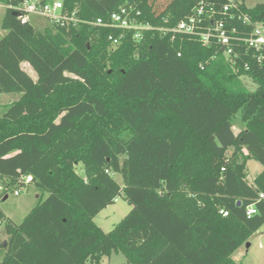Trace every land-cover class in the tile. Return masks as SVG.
Returning <instances> with one entry per match:
<instances>
[{"label":"trees","instance_id":"obj_1","mask_svg":"<svg viewBox=\"0 0 264 264\" xmlns=\"http://www.w3.org/2000/svg\"><path fill=\"white\" fill-rule=\"evenodd\" d=\"M17 1L0 0V94L19 96L0 117L1 197L21 175L47 197L18 225L0 210V264H103L112 254L126 264L231 262L264 225V59L244 58L249 70L238 60L236 72L222 49L156 30L225 0H62L82 23L42 31L13 15ZM130 6L154 28L139 41L87 23ZM241 10L264 24V4ZM109 36L121 37L115 49ZM238 112L245 129L235 134ZM248 159L262 166L252 185ZM120 196L131 209L104 233L93 220Z\"/></svg>","mask_w":264,"mask_h":264},{"label":"built area","instance_id":"obj_2","mask_svg":"<svg viewBox=\"0 0 264 264\" xmlns=\"http://www.w3.org/2000/svg\"><path fill=\"white\" fill-rule=\"evenodd\" d=\"M213 3L201 1L191 15L171 28H157V32L170 35V40L175 37H187L197 40L203 47H217L222 49L223 57L237 72L234 65L241 62L244 70H249V62L261 63L264 59V24L252 22L247 14L241 10V0H225V3L216 10ZM17 13L21 22L29 21L30 16H38L49 22L51 26L67 28L82 23L75 17V13L68 14L63 11L62 0H18L11 7ZM140 11L128 7H120L107 18H98L87 22L90 25L111 28L123 32H131L134 40L139 41L143 33L154 29L149 23L140 21ZM248 27V28H247ZM247 28V30H246ZM121 37L109 36L111 49H115L120 43ZM243 49V53L240 50ZM223 171V169H221ZM17 187L12 189L13 196H19L29 186H32V177L21 175L18 178ZM8 192V193H9ZM3 187L0 184V195ZM256 202L264 203V190L257 191ZM118 197L114 199L117 202ZM222 217L228 213L220 210ZM257 214L254 204L245 208L247 218Z\"/></svg>","mask_w":264,"mask_h":264},{"label":"rangeland","instance_id":"obj_3","mask_svg":"<svg viewBox=\"0 0 264 264\" xmlns=\"http://www.w3.org/2000/svg\"><path fill=\"white\" fill-rule=\"evenodd\" d=\"M241 1L247 8H253L258 4H264V0ZM4 11L5 7L0 4V26ZM29 21L40 31L44 29L43 27H51L48 21L38 16H30ZM4 34L5 31L0 27V38L3 37ZM21 68L33 80L36 79L35 72L27 63H21ZM241 83L249 92H253L257 88V84L248 77H242ZM18 98L19 96L17 94H0V117L6 111L7 107ZM231 122L232 130L235 134L245 129V124L240 120L239 112L233 116ZM231 152L232 151L229 150L227 151V154H230ZM242 155L247 156V152L243 151ZM245 170V180L249 185H252L254 178L261 172L262 166L255 160L248 159L245 162ZM75 171L80 178H85L84 169L81 164L76 166ZM113 179L120 187L123 185L120 175L114 174ZM40 197L45 199L47 194L38 191L34 186H29L24 192L16 197L9 192L7 193L6 199L0 195V210L6 219H9L12 223L18 225L29 211L36 206ZM130 209L131 207L126 200L120 196L118 197L117 202H114L102 210L95 216L93 221L104 233H108L129 213ZM5 240L6 237L3 232V225H0V244L5 242ZM231 260L232 261L227 264H264V225L232 254ZM103 264H126V261L121 254H112L109 259H103Z\"/></svg>","mask_w":264,"mask_h":264},{"label":"water","instance_id":"obj_4","mask_svg":"<svg viewBox=\"0 0 264 264\" xmlns=\"http://www.w3.org/2000/svg\"><path fill=\"white\" fill-rule=\"evenodd\" d=\"M13 15L14 16H17V13L16 12H13ZM7 197H4V199H6ZM247 247H248V245H247Z\"/></svg>","mask_w":264,"mask_h":264},{"label":"crops","instance_id":"obj_5","mask_svg":"<svg viewBox=\"0 0 264 264\" xmlns=\"http://www.w3.org/2000/svg\"><path fill=\"white\" fill-rule=\"evenodd\" d=\"M29 22H30V21H29ZM43 28L45 29V28H47V27H43ZM44 29H43V30H44ZM37 198H38V197H37ZM231 257H232V256H231Z\"/></svg>","mask_w":264,"mask_h":264}]
</instances>
